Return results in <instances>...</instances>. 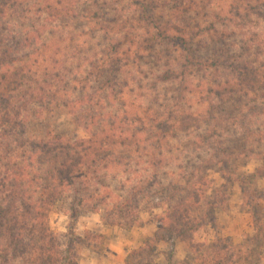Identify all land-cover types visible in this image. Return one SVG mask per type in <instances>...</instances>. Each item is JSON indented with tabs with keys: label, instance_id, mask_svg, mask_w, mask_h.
Instances as JSON below:
<instances>
[{
	"label": "rangeland",
	"instance_id": "374dc122",
	"mask_svg": "<svg viewBox=\"0 0 264 264\" xmlns=\"http://www.w3.org/2000/svg\"><path fill=\"white\" fill-rule=\"evenodd\" d=\"M10 3L0 22V69L25 63L31 68L33 81L13 96L17 104L25 103L26 135L36 140L53 133L84 138L110 120L108 116H140L143 123L129 128L134 133L145 129L143 144L160 139L163 146L165 160L155 169L156 190L160 182L164 187L172 183L170 187L184 188L191 172L196 177L209 176L200 214L207 202L216 200L217 205L213 218L195 236L206 245L203 252L212 251L210 246L221 239L245 256L253 255L247 264H264V138L258 135L264 130V88L221 101L206 93L188 92L171 76L174 70L181 72L178 63L190 55L188 51L218 60L215 68L189 67L185 81L190 87L201 80L232 78V64H264V3L253 1L250 8L248 0H73L76 15L68 20L49 18L45 0ZM89 11L97 13L92 20L85 16ZM166 18L173 29L167 37L157 38L159 21ZM189 34L194 38L184 51L179 38ZM124 35L133 42L143 40L144 46L132 44L128 50ZM115 58L122 65L108 72ZM89 97L93 98L90 104L76 103ZM210 101L216 109L209 106ZM145 114L165 121L166 135L152 131ZM223 157L229 180L216 165ZM146 167L143 163L140 168ZM147 170L154 174L153 167ZM116 176L106 179L110 189L128 198L130 188H120L126 174ZM237 176L245 179L246 196ZM68 207V202L58 204L50 215L51 228L58 233L72 229L81 237L87 232L97 236L92 237L90 247L76 248L78 264L200 263L181 240L173 247L161 242L151 251L152 244L146 242L159 229L157 216L167 207L158 199L151 201V210L141 212L142 223L132 228L108 225L101 212L88 210L72 225Z\"/></svg>",
	"mask_w": 264,
	"mask_h": 264
},
{
	"label": "trees",
	"instance_id": "16d2710c",
	"mask_svg": "<svg viewBox=\"0 0 264 264\" xmlns=\"http://www.w3.org/2000/svg\"><path fill=\"white\" fill-rule=\"evenodd\" d=\"M10 1L13 0H0V22L12 7ZM253 1L264 3V0H248L250 8L254 7ZM38 9H42V6H38ZM44 12L49 18L65 20L76 15L73 0H45ZM260 13L256 11V14ZM85 16L92 20L97 13L89 11ZM172 25L167 18L160 20L157 38L164 34L167 37ZM100 29L104 30L105 26ZM189 35L179 38L185 41L181 42L184 51H187L186 45L194 38ZM124 38L129 44L128 50H131L132 44L139 48L144 46L143 40L133 42L128 35H124ZM187 53L190 55L184 56V60H180L181 64L178 63L181 72L174 70L171 76L179 79L182 88L188 92L200 96L206 93L207 96L225 101L235 95H247L264 88V64L255 66L247 62L230 66L232 78L209 82L201 80L196 86L192 84L193 87H190L185 81L189 67L215 68L218 60L216 56L200 58L193 52ZM120 65L121 59L115 58L108 64V72L120 69ZM98 71L107 73L103 69ZM29 73V63L12 69H0V264H78L76 248L90 247L92 237L97 236L87 232L81 237L72 229L67 233L54 231L50 225V215L58 210L59 203H69L67 212L72 225L83 210H88L101 212L102 220L108 225L132 228L142 223L140 214L143 210H151L149 205L153 199L160 200L161 205L163 203L167 207L163 214L157 216L159 229L146 242L152 244L151 251L154 252L161 242L173 247L174 242L181 240L197 255L195 260L200 261L199 264H247L251 261L253 255L245 256L242 250L221 239L210 246L212 251L203 252L206 245L197 242L195 236L213 218V210L217 205L216 200L207 202L204 213L200 214L205 192L203 188L209 176L196 177L191 172L184 188L170 187L172 183L164 187L160 182V189L156 190L158 172L155 169L165 160L163 146L160 139L155 143L143 144L141 134L145 129L138 128L134 133L129 128L128 125L133 123H143L140 116L126 114L119 119L116 115L112 118L108 116L110 120L84 138H69L54 133L38 140L28 137L27 116L23 115L25 103L17 104L13 96L27 81H33ZM92 100V97L77 99L76 103L86 105ZM209 106L217 108L212 101ZM149 119L152 131L157 129L156 133L162 131L166 135L168 126L165 121L160 117ZM258 135L263 139L264 130ZM143 163L149 165L147 169L153 167L154 174L140 168ZM226 163L223 157L217 160L216 165L218 171L223 173V178L229 180L225 176ZM118 173L126 174L120 188H130L128 198L114 194L106 180L111 174L117 177ZM235 179L243 185L246 196L245 179L240 176ZM173 252L172 249L170 253Z\"/></svg>",
	"mask_w": 264,
	"mask_h": 264
}]
</instances>
